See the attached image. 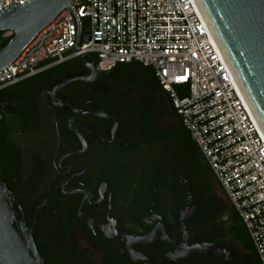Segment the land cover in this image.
<instances>
[{
	"label": "flooded vegetation",
	"instance_id": "af4514ba",
	"mask_svg": "<svg viewBox=\"0 0 264 264\" xmlns=\"http://www.w3.org/2000/svg\"><path fill=\"white\" fill-rule=\"evenodd\" d=\"M93 60L88 82L56 92L88 77L90 61L69 59L0 88V180L16 221L22 213L30 226L44 203L31 230L42 263L146 264L132 261L113 232L143 236L160 224L181 244L180 223L190 246L220 244L231 207L215 201L201 157L198 186L179 174L171 137L178 119L158 85L135 68L99 72ZM225 246L240 264H252ZM131 249L153 264H230L198 254L172 261L175 247L159 239Z\"/></svg>",
	"mask_w": 264,
	"mask_h": 264
},
{
	"label": "built area",
	"instance_id": "2783aa9c",
	"mask_svg": "<svg viewBox=\"0 0 264 264\" xmlns=\"http://www.w3.org/2000/svg\"><path fill=\"white\" fill-rule=\"evenodd\" d=\"M33 0H0V13ZM0 70V88L81 54L151 70L264 264V134L194 0H69ZM79 35L78 50H75Z\"/></svg>",
	"mask_w": 264,
	"mask_h": 264
},
{
	"label": "water",
	"instance_id": "95a60500",
	"mask_svg": "<svg viewBox=\"0 0 264 264\" xmlns=\"http://www.w3.org/2000/svg\"><path fill=\"white\" fill-rule=\"evenodd\" d=\"M208 30L219 48L249 109L264 134V0H194ZM64 9L71 10L69 0H33L23 7L14 6L0 13V33L12 34L8 43L0 49V70L8 66L21 49ZM79 35L75 50H78ZM77 60L88 59L91 64L88 77L66 80L58 89L73 80L88 82L95 74L93 56L81 54ZM98 116L112 119L101 112ZM188 187V185H187ZM192 195V193L190 192ZM13 198L0 180V264H43L31 230L42 203L32 214L28 226L21 213L15 220L11 201ZM186 217H181L185 219ZM183 243L170 236L167 226L160 224L143 236L114 231L113 235L126 244L132 261L153 264L141 251H132L135 245L149 244L157 239L175 247L172 261L186 259L190 254L206 255L227 263L240 264L234 251L222 244L189 245L184 226L180 223Z\"/></svg>",
	"mask_w": 264,
	"mask_h": 264
},
{
	"label": "trees",
	"instance_id": "16d2710c",
	"mask_svg": "<svg viewBox=\"0 0 264 264\" xmlns=\"http://www.w3.org/2000/svg\"><path fill=\"white\" fill-rule=\"evenodd\" d=\"M5 34L6 33H0V49L3 48L8 43V41L12 38V34L8 37H5L4 36ZM119 67H123L125 69L135 68V69L141 70L142 72L147 73L148 79L157 86L155 79L153 77V74H152L150 69L144 68L141 65H139L138 63L132 62V63H128V64H117L109 72H114ZM49 71H51V69L46 71V72H43L42 74H46ZM160 94L163 96V94L161 92H160ZM171 111L173 112V110H171ZM176 117L178 119V126L176 128L177 132L173 133L171 135V137L175 138L177 140V144L175 145L176 148L173 151H174V154H176L174 158H177V160H178L179 174L188 173L189 177H191V179L193 181V185L198 186L200 184L198 181V173H199V169H201V167H202L204 169L203 171H205L207 174L206 175V185L210 190L213 191V183H212L211 177L209 175V170L205 165L201 166L200 162H198V161H201L200 156H199L196 148L192 145L188 133L182 129V127L180 125L179 117L177 115H176ZM164 146L166 147V144H164ZM164 152L171 153L170 150H168V151L165 150ZM187 157H190V162L188 164H187V161L185 160V159H187ZM230 210H231V213H230V219L228 222L229 223L228 229L225 233L221 234L218 238L221 239V243H223L222 245H224V244L226 245V243H230V244L234 245L239 251L242 252V258L244 260L247 257H251L252 258L251 259L252 264H259L257 256L255 254V251L251 245L249 237H248L242 223L240 222L236 213L232 209H230ZM249 260L250 259H248V261ZM85 261H86V259H84V260L79 259V264H83V262H85ZM84 264H86V263H84Z\"/></svg>",
	"mask_w": 264,
	"mask_h": 264
},
{
	"label": "rangeland",
	"instance_id": "374dc122",
	"mask_svg": "<svg viewBox=\"0 0 264 264\" xmlns=\"http://www.w3.org/2000/svg\"><path fill=\"white\" fill-rule=\"evenodd\" d=\"M10 35L11 34L6 33L4 36L8 37ZM209 175H210L211 181L213 183V196H214L215 201L218 202V203L225 204V201H224V199L222 197L221 191H220L219 187L215 184V182L213 180V177L211 176L210 172H209Z\"/></svg>",
	"mask_w": 264,
	"mask_h": 264
},
{
	"label": "bare ground",
	"instance_id": "6f19581e",
	"mask_svg": "<svg viewBox=\"0 0 264 264\" xmlns=\"http://www.w3.org/2000/svg\"><path fill=\"white\" fill-rule=\"evenodd\" d=\"M213 38V37H212ZM215 42V41H214ZM216 44V43H215ZM257 122V121H256Z\"/></svg>",
	"mask_w": 264,
	"mask_h": 264
}]
</instances>
